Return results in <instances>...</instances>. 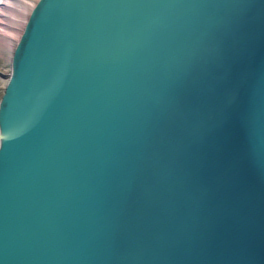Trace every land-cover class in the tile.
Returning <instances> with one entry per match:
<instances>
[{
  "label": "water",
  "instance_id": "1",
  "mask_svg": "<svg viewBox=\"0 0 264 264\" xmlns=\"http://www.w3.org/2000/svg\"><path fill=\"white\" fill-rule=\"evenodd\" d=\"M0 75V264H264V0H37Z\"/></svg>",
  "mask_w": 264,
  "mask_h": 264
},
{
  "label": "bare ground",
  "instance_id": "2",
  "mask_svg": "<svg viewBox=\"0 0 264 264\" xmlns=\"http://www.w3.org/2000/svg\"><path fill=\"white\" fill-rule=\"evenodd\" d=\"M26 4L25 0H0V51L8 57L11 56L31 11L26 10Z\"/></svg>",
  "mask_w": 264,
  "mask_h": 264
},
{
  "label": "rangeland",
  "instance_id": "3",
  "mask_svg": "<svg viewBox=\"0 0 264 264\" xmlns=\"http://www.w3.org/2000/svg\"><path fill=\"white\" fill-rule=\"evenodd\" d=\"M25 1L27 3L26 4L27 5L26 10L29 12L34 7L37 0H25ZM18 36H19V34H18ZM10 67H11V56L8 57L4 52L0 51V71L7 73V71H9L11 69ZM5 82H6V77L0 75V98H1V95L3 93Z\"/></svg>",
  "mask_w": 264,
  "mask_h": 264
}]
</instances>
